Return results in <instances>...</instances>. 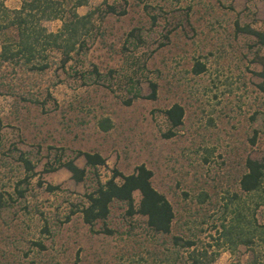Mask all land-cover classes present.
<instances>
[{"label":"rangeland","instance_id":"obj_1","mask_svg":"<svg viewBox=\"0 0 264 264\" xmlns=\"http://www.w3.org/2000/svg\"><path fill=\"white\" fill-rule=\"evenodd\" d=\"M20 1L3 4L13 9ZM106 2L125 12L95 13L83 50L64 65L51 51L41 71L6 62L0 67V200L15 197V186L23 189L21 198L0 205V264H144V259L150 264V252L158 258L172 234H194L198 242L213 244L219 196L225 190L240 193L244 157L264 154V94L256 87L264 79L254 74L259 66L251 62V37L234 31L235 21L264 26V0ZM101 3L88 0L76 11L82 14L95 5L103 11ZM149 13L156 15L154 23ZM44 25L54 31L60 21ZM132 28L143 41L135 47L125 40ZM259 52L264 55V47ZM194 60L204 66L198 74L190 71ZM127 76L139 80L143 96L129 105L122 102ZM149 81L156 83L152 99L144 98ZM174 102L183 107V119L165 138L161 111ZM101 117L111 123L106 131L96 124ZM76 151H96L105 158L97 171L101 181L112 168L129 173L140 163L148 167L151 184L172 206L170 233L151 234L143 217H129L115 204L106 221L110 234L92 233L77 213L65 220L71 203L94 187V175L85 167V176L75 182L63 167L46 169L57 158L71 157L84 167ZM20 154L34 165L23 182H17L26 174ZM200 191L207 195L203 202L195 199ZM133 197L136 202L138 194ZM254 217L264 223V205ZM43 225L47 233L41 232ZM37 239L43 251L31 244ZM249 255L243 245L233 253L221 249L214 264Z\"/></svg>","mask_w":264,"mask_h":264},{"label":"trees","instance_id":"obj_2","mask_svg":"<svg viewBox=\"0 0 264 264\" xmlns=\"http://www.w3.org/2000/svg\"><path fill=\"white\" fill-rule=\"evenodd\" d=\"M88 0H21L17 8L9 9L0 0V67L2 63L25 65L31 70H44L49 62L48 53L57 51L60 55V63L64 65L71 59L72 54H78L84 48V40L91 33L94 26V14L106 13L123 14L124 9L116 10L113 4L102 0L103 11L99 5H95L82 14L76 11L77 7L87 4ZM146 6V5H144ZM150 23H154L156 15L149 13ZM57 19L60 25L54 31L48 30L44 21ZM234 31L251 37V47H254L251 62L257 64L259 69L254 72L261 80L264 79V55L259 49L264 47V26L253 27L248 23L238 24L234 22ZM126 42L133 46L140 45L142 37L137 28L127 32ZM204 70L201 62L194 60L190 71L198 74ZM97 73V72H96ZM98 74V73H97ZM127 83H123L125 97L122 102L129 105L140 94L139 80L130 76L126 77ZM149 93L144 98L155 97L156 83L148 82ZM256 87L264 94L263 82ZM161 114L166 129L161 133L165 138L174 134L183 119V107L174 102L162 109ZM98 128L106 131L111 123L107 117H101L96 121ZM3 127L0 118V130ZM1 138V137H0ZM253 141V138L250 139ZM264 142V137H263ZM81 155L84 167L76 165L74 157L60 160L57 158L54 165H50L46 171H53L59 167L65 168L70 177L78 182L86 173L85 167L94 175V187L83 194V199L71 203L68 213L64 216L68 220L77 213L81 221L88 226L92 233L103 232L110 234L112 231L106 226L110 207L115 204L123 206L125 214L129 217L138 215L144 218L145 227L153 235H168L174 212L166 197L158 192L151 184V170L143 163L134 167L129 173H122L116 168L109 171V175L101 181L98 177L99 167L104 166L105 158L96 151H76L75 156ZM18 160L26 172L24 177L17 182L26 181L33 174L34 165L30 159L20 154ZM16 182V185L18 183ZM53 190L56 186H46ZM236 191H224L219 196L220 217L214 227L215 235L211 237L213 244L200 243L194 234L190 236L170 235L167 245H164L161 255L157 258L156 252H150V264H214L221 249L233 253L238 245H243L249 250L250 255L244 261L232 260L227 264H264V223H259L254 217V211L264 205V154L259 159L249 156L243 159V170L237 178ZM15 197L10 194L0 200L2 207L10 205L14 198L23 196V189L14 187ZM138 194L135 202L133 193ZM244 194V196L241 195ZM207 198L205 192L200 191L195 195L197 202H203ZM99 222L100 227L94 229ZM41 232H48L45 225ZM37 251H43L45 245L39 240L31 241ZM148 251H146L147 253ZM149 253V252H148ZM139 254L137 259H142ZM137 259L131 262L138 263ZM144 264L149 263L147 259Z\"/></svg>","mask_w":264,"mask_h":264}]
</instances>
